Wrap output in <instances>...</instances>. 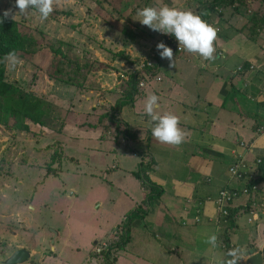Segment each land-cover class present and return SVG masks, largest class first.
<instances>
[{"label":"rangeland","instance_id":"1","mask_svg":"<svg viewBox=\"0 0 264 264\" xmlns=\"http://www.w3.org/2000/svg\"><path fill=\"white\" fill-rule=\"evenodd\" d=\"M84 1L86 4L82 0H61V4L55 7L58 13L56 16L57 21L53 17L51 19L49 17L48 22L42 23L39 20L36 22L37 18H30L33 13L28 14L26 17L18 16L15 18L20 21L25 18L26 26L41 30L48 39L56 38L66 43H72L74 50L73 53L68 52L67 59L75 61L80 66H83L85 62L94 63L91 66V70L86 69L83 74H86L87 71L89 72L85 81L93 84L95 89L90 90L87 88L83 92H77V90L75 91V89L62 83L50 82L43 72H37L35 76V81H38V89H36L31 86L33 70L29 64L24 63L15 70H9L7 66L6 75L10 81L17 82L25 90L31 89L42 95L46 93L48 96L63 98L67 101L65 106L68 109L74 107V114H69L66 121L59 114H54L55 118L52 119L50 124L52 129L47 135H43L42 138L32 137L24 132L17 133L12 119L7 120V125H1L2 123H0V264H7L8 258L20 248H24L27 251L25 248H30L31 242L34 241L33 236L36 238L35 244L38 250L36 263L30 259L24 264H51L50 255L52 254H56L59 257L56 264H60L61 261L67 262V259L73 260L74 263L76 261L84 262L90 253L89 244L93 249L91 256L97 262L100 261L101 264H117L115 260L117 252L126 254L128 250L137 248L139 239H137L136 227L140 230H147L145 226H142L144 223H147L149 227H151V224L153 225L151 227L152 230L147 231V240L152 243V246L153 244L159 245V242H161L162 246L158 250L155 248L145 249L146 261L138 262V264H167V262L168 264H176L178 261L185 260L188 256L190 258V248H187L186 251L183 250L181 257L179 256V250L176 252L173 240L174 235L177 233L172 234V230L178 228V225H176L175 220L171 219V214L168 211L166 213L163 211L161 205L165 204V202L161 197L162 195L160 197H149L150 194L143 189L146 195V203L144 205L141 204V206L138 205L140 201L136 203L140 198L138 188L139 184L142 185V182L134 173L138 170L140 171L136 163L140 160L142 154L136 158L138 159L137 161H134L131 151H125V148L117 150L120 156L122 153L126 155L122 158L123 160L125 159V163H130V165L125 168L121 166L115 168L112 165L115 159V155H113V144L115 143L110 140L107 131L104 128L83 130L73 125V122L83 119V115L91 116L89 114L91 111L101 112L99 109L103 108L107 103L106 98H108L109 102L113 99L110 106L114 107V117L116 113L119 115L121 110L118 102H125L122 107L125 111H131L132 106L136 110L144 111L145 98L153 93L160 98L159 107H161L162 100L166 99L165 97L163 99L160 97L163 94L164 86L168 79L178 81V75L170 76L168 74L170 71L168 70L169 62L166 59H161L158 55V61L152 60V54H155L157 43L161 42L162 37L165 35L154 32L140 24L138 20L141 18L136 15L137 10L140 7L141 9L146 7L145 2H147V4L149 3L147 6L159 8L168 5L181 10H191L199 14V11L203 9V5L211 1ZM1 4L0 12L3 13L10 7V0H0ZM263 9V0H256L246 5L236 3L227 8H217L214 12L218 13L219 16L215 13H208V11H205L204 15H208L207 21L218 30L220 29L219 25L222 23L226 27V33L224 34H232L233 37L238 32L244 37L249 31L251 19L255 15L259 14L260 19L264 20ZM232 16H234L233 20ZM215 20L218 26L214 24ZM122 29H128L137 39L134 42H130L127 37L128 34H122ZM259 34L264 41V30ZM217 36H221V33L217 32ZM232 40L237 42L241 40V37L236 35ZM247 43L249 41L246 44L242 42L241 46L246 47ZM42 46L44 47L43 44ZM228 48L231 49L230 46ZM63 51L67 52V48H64ZM245 51L241 47L238 48V52ZM257 51L258 46L246 52L251 54ZM174 52H181V50L173 49ZM176 55H174L175 60L183 58L181 63L184 65L189 64L186 61L189 57L188 55ZM87 56L90 58L84 59ZM216 56L218 57V54ZM49 59V54L47 52L43 53L39 68H45ZM127 61H133V64L139 65V68H146V66L156 67L155 65L159 63L160 69L158 73L160 74V81L156 83L145 80L142 88L137 85V99H141V89H144L143 92L146 97L143 100L136 99L133 102L134 96L129 98L127 95L131 88V84L126 81L130 76L125 65ZM144 62L146 64H142ZM239 62V54L232 55L227 60V63L232 65H236ZM189 65L191 66V64ZM72 68L75 69V65H72ZM155 70H158V68L156 67ZM173 70L177 71L175 68ZM124 81L125 83H123ZM108 82L111 83L108 85ZM87 87H89V84H87ZM194 89L198 90L197 94L202 101L205 92L200 81L189 92L191 93ZM108 96L115 97L111 98ZM259 96L264 97V86ZM117 104L118 109H116ZM192 105L193 103L190 99L181 98L180 107L187 108ZM195 106L204 110L202 103L198 102ZM162 110L163 108L159 109L158 113ZM258 112L264 114V111ZM95 121L97 122L96 119ZM254 134L256 139L264 137V127H255ZM143 135L147 142L148 135L146 133H143ZM101 136H104L106 140L102 142ZM262 140L264 141V139ZM152 141L160 144L154 138H152ZM55 142L62 144L64 158L61 166L56 171L47 174V170L54 168L55 165L48 163L52 151L49 152V149L45 148ZM146 142L140 143L141 145L135 144L136 147L140 146L138 148L140 153L145 151ZM239 146L245 148L242 142H240ZM245 149H247V146ZM109 151H112L113 154H110ZM145 159V157H141V161L145 162L143 163V168H141L140 176L146 175L153 183L162 189L164 188L166 192L165 186H167V183H165V180L168 179H163L161 176L170 177V184L173 182V176L175 183L173 190L169 191L178 196H181L180 193H186L187 190H191L190 184L189 188H187L188 185L184 183L185 181H177L178 178L183 179L184 176L179 175L172 162L161 161L162 165H160V160L156 158L155 161L158 166L153 167V165L148 166L149 159ZM240 165L241 163L236 162L232 168ZM213 169L218 174L216 166H213L210 170L212 171ZM240 175L241 178L237 179L232 176L231 172L229 173V179L233 187L221 189L216 198V203L220 193L223 191H227L232 200H241L242 196L246 197V192L238 193L237 191L243 188L255 175L252 172L244 171H241ZM129 187L136 189L137 197H127L128 193L126 190ZM178 198L187 200L186 196ZM248 200L246 199L245 202ZM262 207L264 209V205ZM244 211L249 215L252 214L248 207H245ZM260 211L262 212V209ZM133 212L138 213L140 218L130 221L129 227L125 229L126 222H128L129 216ZM153 212L155 213L153 214ZM124 215L123 223L119 224L118 221ZM229 215V212L224 214L225 217ZM241 215L237 219L238 231L245 228L248 229L247 222H245L247 215ZM217 216L218 213L216 211ZM165 218L168 219L169 226L163 223ZM28 222L32 226L30 230L28 229ZM154 223H156V226ZM117 224L119 225L117 226ZM261 227H264V220L262 221L261 215H259L257 219L259 234L257 237L254 235L256 229L248 232L253 240L251 239L250 243L243 245L242 248L245 251H250L252 247H256L260 241L259 239H262V235L264 240V229ZM55 232L58 234L57 241H55ZM126 232H128L127 240H122ZM232 232L230 229L225 231L227 235ZM102 233H107L103 237L106 239L104 243L99 241L102 238ZM166 233H168L167 236ZM244 236L246 237V235ZM222 239L223 243L220 247L212 250L216 264H220V260L224 258L223 252L226 253L228 248L224 243L223 237ZM28 240L31 242H28ZM72 240H75V242L77 240L78 244H73ZM94 240L96 241L94 242ZM51 242L52 244L53 242L55 243L54 247L53 245L51 246ZM245 242L247 243L246 240ZM120 244L121 247H118ZM123 248L126 251H123ZM199 248L196 254L205 251L208 246L200 245ZM53 249L54 251H52ZM257 249L259 248L257 247ZM257 249L255 248V251L259 252ZM107 253L110 256L106 260L105 254ZM156 255L158 256L157 261L154 260ZM204 255L200 254L198 260L205 258ZM41 256H45L42 257V261L40 260ZM240 264L242 263L240 262Z\"/></svg>","mask_w":264,"mask_h":264},{"label":"crops","instance_id":"2","mask_svg":"<svg viewBox=\"0 0 264 264\" xmlns=\"http://www.w3.org/2000/svg\"><path fill=\"white\" fill-rule=\"evenodd\" d=\"M258 13H260V11H258ZM233 18L234 16H232V20ZM214 24L217 25L216 20ZM219 28V30L216 29L218 33H221V36H217L214 42V47L216 49L214 60L205 61L198 55L186 52L184 55L189 56L186 61L191 64V66L181 63L183 58H180L174 61L175 66L173 68L177 69V71H172L173 68L168 69L170 70L168 73L170 76L178 75V81L168 79L162 91L163 94L160 96L162 99L163 97L166 98L162 100V106L159 107V109L163 108V110L158 114L173 113L180 118V127L186 132V139L183 144L179 147L161 143L157 144L152 141L153 137L151 135L146 142L145 151L140 153L138 151L140 146L136 147V145H133L128 135L114 142L116 139L115 130L109 129L107 131L110 140L115 143L113 144L114 154L112 151H109L110 154L115 155V159L112 162L113 167L117 168V166H121L125 168L130 165V163L127 164L124 162L125 159L123 160L122 158L126 156L124 153H122L121 156L117 153V150L125 148V151H131L134 161H137L138 159L136 158L142 154L140 160L136 163L137 168H139V164L145 162L141 161V157H145L146 159L149 158L153 167L158 166V163L155 161L156 158L160 160V165H162L161 161L172 162L179 175L184 176L183 179L178 178L177 181H185L184 183L188 185L187 188H189L190 184L191 190H187L186 193H180L181 196H178L169 191L173 190L175 183L173 176L172 184H170V177L161 176L163 179H168L165 180V183H167V186H165L167 192L164 188L162 189L154 183L162 192L161 197L165 202V204L161 205L163 211L165 213L168 211L171 214V219L175 220L176 225H178V228L172 230V234L175 232L177 233L174 235L173 240L176 246V252L179 250V256L181 257L183 250L186 251L187 248H190V258L188 256L185 260L178 261L176 264H216L213 252L210 246L205 243L204 239L206 240L207 236L217 227L220 231L226 230V228H224V221H221L218 216L216 217L215 203L218 193L223 188L233 187L229 179V170L236 162L245 165L247 167V172L253 173L252 167L259 166L261 158L264 157V141L262 140L264 137L256 139V135L254 134L255 127H264V114L258 112L264 111V97L259 96L264 86V41L259 34L264 30V20L260 19L259 14L255 15L251 19L249 31L246 36L243 37L239 33L236 34L241 37V40L237 42L232 40L236 35L232 37V34H224L226 33V27L222 23L219 25ZM249 33L253 35L254 40L250 39ZM248 41L249 43H247L248 45L246 47L241 46L242 42L246 44ZM226 42L227 44H225ZM228 46H230L231 49H229ZM256 46H258V51L256 53L250 54L246 52L251 48L255 49ZM239 47L246 51L238 52ZM174 49L183 51L182 48L178 47V43H176ZM174 54H180V52H174ZM217 54L218 57L216 56ZM238 54L240 55L239 63H236V65L227 63L229 57ZM245 63H249L250 68L242 72ZM239 69L241 70L239 71ZM156 78H160V74L151 81L158 83L159 81H157ZM198 81L201 82V86H203L205 92L202 101L199 99L200 96L197 94V89H194L191 93L189 92L192 87L197 85ZM110 83L111 82H108V85ZM143 90L141 89L142 92L140 93L141 99H137L136 96L133 102L136 99L143 100L144 97H146ZM184 97L190 99L193 105L187 108L180 107L181 98ZM198 102L203 104L204 110L195 106ZM120 109L119 115L117 113L115 114V117L118 119L120 131L127 128L128 131L130 130L132 132L137 130L151 132L148 124L150 118L145 115L143 110H136L134 106L131 107V111H125L122 107ZM99 111L102 112L99 117L98 115L100 112L97 111H91L89 113L91 116L88 115V117L100 119L102 115H105V113L107 114V108L105 106L99 109ZM83 121L90 126L93 124L89 122L84 115ZM102 121L103 126H101V128H106L110 124L106 117H104ZM102 130L104 131V129ZM136 135L138 138L140 137V134ZM105 140V137L101 136V141L103 142ZM240 142L244 144L245 148L247 146V149L241 148L239 146ZM240 156L241 158H239ZM213 166H216L218 174L215 173V169L212 171L210 170ZM150 182L153 183L151 180ZM262 186H264V183H262ZM138 190L140 192V198L136 203L140 201L138 204L140 205L145 201L146 195L144 194L141 184H139ZM126 191L128 193L127 197H137V192L134 187H129ZM182 196H186L187 200L178 198ZM246 199L253 200L258 205L264 203V201L258 202L254 200V198H249L247 194L246 197L242 196L240 201L245 202ZM145 203L146 202H144V204ZM154 213L155 212H153V214ZM261 214L260 212L257 213L253 221L257 222ZM124 218L125 215L118 221L119 224L121 222L123 223ZM201 218H203V220ZM184 221L186 222L183 223ZM163 223L169 226L167 218L163 219ZM119 224H117V226ZM154 225L156 226V223H154ZM142 226H145L147 230H140L136 227V232L138 233L137 239H139L137 248L128 250L126 254L117 252L115 254L117 264H138V262H144L146 261L144 255L145 249L155 248L158 250L159 247L162 246L161 242H159V245L153 244L152 246V243L147 240V231L152 230L151 227L153 225L151 224V227H149L147 223H144ZM261 228L264 229V227ZM28 229H32V226L29 225ZM187 232L188 234H186ZM102 234V238L99 241L104 243L106 239L103 237H105L107 233ZM167 235L168 233H166V236ZM54 236L55 241H57L58 234L56 232ZM177 236L178 238H176ZM33 237L34 241L31 242L28 240V242H31L30 248H25L27 249V251H25L29 254L28 260L32 259L36 263L38 250L35 244L36 238L35 236ZM238 240L244 242L245 238L240 236ZM95 241L96 240H94V242ZM72 243L77 245L78 241L76 240L75 242V240H72ZM54 244V242L53 244L51 242V246L53 245L54 247ZM200 245H206L208 248L196 254L200 249ZM263 247L264 246H262V248ZM252 248L255 249V247ZM21 249L24 250V248H20L19 250ZM88 249H90V253L84 262L79 260L80 262L76 261L74 263L73 260L67 259V262L61 261L60 264H101L100 261L97 262V260L92 258L93 249L90 244ZM124 250L125 248H123V251ZM52 251H54V249ZM200 254H205V258L199 261L198 256ZM42 257L45 256L40 257L41 261ZM50 257L51 264H56L59 257L56 254L50 255ZM157 259L158 256L156 255L154 260L157 261Z\"/></svg>","mask_w":264,"mask_h":264},{"label":"trees","instance_id":"3","mask_svg":"<svg viewBox=\"0 0 264 264\" xmlns=\"http://www.w3.org/2000/svg\"><path fill=\"white\" fill-rule=\"evenodd\" d=\"M93 1H97V0H93ZM210 1H211L210 3L203 5V9L199 11V15H201L202 18L206 21L208 20V15L207 16L204 15L205 11H208V13L210 12L212 14L215 13L219 16L218 13L214 12L215 9L217 8L220 7L227 8L228 6H232L236 3L237 4L239 3L241 5L243 4L246 5L255 2L256 0H210ZM82 2L86 4L84 0H82ZM14 4H15V0H10V7ZM145 4L147 6L149 3L147 4V2H145ZM263 5H264V0H263ZM1 6L2 4L0 5V7ZM139 9H141V7ZM30 13H33V15L30 18H37L36 20L37 22L39 18L36 10L32 9L30 10ZM2 15L3 13L0 12V16ZM57 15L58 13L56 12V10H54V12L49 17L50 19L53 17L54 20L57 21L56 20ZM24 19L25 18H23L22 21L18 19H14V20L8 19L3 24H0V123H2L1 125H7V120L12 119V121H14L13 126L15 127L17 133L24 132L26 134H30L32 137L42 138L43 135H47L48 132L52 129L50 128V124L52 119L55 118L54 114L56 115L59 114V116H61L66 121V119L69 117V114L71 113L74 114V107L72 108L70 107V109H68L65 106L67 101H65L63 98H59V97L56 98L50 95L48 96L46 93L42 95L39 94L38 92L32 91L31 89L25 90L17 82L10 81L6 75L7 64L6 62H3L4 56L9 51L12 50L17 51V53L24 60V63L29 64L31 66L33 70L31 86H34L36 89H38V81H35V76L37 72H43L47 76L50 82L62 83L68 87L75 89V91L77 90V92H83L87 90V88H89L90 90H94L95 88L93 87V84L85 81L89 72L87 71L86 74H83V72L86 69L90 71L91 66L94 63L85 62L83 66H80L75 61L68 60L67 59L68 52L73 53L74 50L72 43L70 42L66 43L56 38L48 39L46 35H43L41 30H37L35 27L32 26L30 27L26 26L25 25L26 21ZM45 22H48V19L46 21H43L42 23ZM121 32L124 35L128 34L127 37L129 38L130 42H134L137 39L128 29H122ZM249 37L251 40H254V37L251 33H249ZM161 42H164L168 47L172 49H174L176 45L175 44L176 40L173 36L165 35L162 37ZM42 44L44 45V47L42 46ZM64 48H67V52L63 51ZM44 50H46L45 52L49 54L50 59L47 65L45 66V68L40 69L39 64H40V60H42L43 53H45ZM185 53L186 51L183 50L180 52L179 56H184ZM157 55H159V53L155 54L156 58ZM89 58H90L89 56L84 57V59H89ZM133 63H134L133 61L131 62L127 61L125 63L130 75L129 78L126 80L128 83L131 84L130 91L127 93L129 98H131L132 96L134 97L136 96L137 85L138 87H140L139 86L140 83L144 82L145 80L151 81L153 80V78L156 77L155 76L156 71L153 68L150 69L149 73H143L139 71L134 73L133 70H131V68L133 66H136V68H138L139 65ZM72 65H75V69L72 68ZM249 68H250V64L245 63L244 67L242 68V72L243 71L245 72ZM123 83H125V81ZM87 84H89V87H87ZM108 97L114 98L115 96H108ZM106 99L108 102L106 105L108 107H107V114L104 117L107 118L110 124L106 128L104 127V129L105 131H108L109 129L115 130L116 139L114 142L128 135L133 145H135L140 143L142 144V142L143 143L146 142L143 133H146L148 135V139L151 137V132L148 131L142 132L141 130L132 132L130 130L128 131V129L125 128V126H124L125 129L120 131L118 119L114 117V113H113L114 107L110 106L113 99L111 100V102H109L108 98ZM122 102H118V104L120 103L119 104L120 108L124 106L125 102L124 101ZM118 104L116 106V109H118ZM104 117H100V119H97L95 117H90V116L88 117V115H85V118L88 119L89 122L93 123L91 126L86 124L85 121H83V119L73 122V125L79 127L80 129L101 128L100 125H103L102 120H104ZM95 119L97 120V122L95 121ZM136 134H140V137L138 138ZM45 149H49V152L52 151L48 163L50 165H55V167L49 168L47 170V174H51V172L56 171V169H58L61 166V162L63 161L64 149L60 142H55L52 145L46 147ZM148 162H149L148 166L153 165L150 160ZM141 164H139L140 171L138 170L134 174L142 182L141 185L142 189H145V191L150 194V195L148 194L149 197L150 196L160 197L162 195L161 189L158 186H156L154 183H151L150 179L146 175H141L142 177L140 176L141 168H143V163ZM252 170L255 175L254 178L250 179L244 185V187L238 190L237 192L241 193L242 191H244L247 193V195H251L249 196V198H254V200L261 202L264 201V186H262V183H264V157L261 158L260 165L257 167L253 166ZM144 202L146 201H143L141 204L143 205ZM141 204L139 206H141ZM230 213L232 215V212ZM138 217L140 218V215L138 213L135 212L131 213L128 222H126L125 229L129 227L130 221ZM201 219L203 220V218ZM225 234H226L225 231H221V233H219V239L220 241H222V243H223L222 237L224 238V242H225ZM127 237H128V232L125 233V237L122 240L125 239L127 240ZM259 240L260 241L256 246L258 248L259 247L262 248V246H264L263 235H262V239ZM118 247H121V244L118 245ZM109 256H110L109 253L105 254V259L106 260L109 259Z\"/></svg>","mask_w":264,"mask_h":264},{"label":"clouds","instance_id":"4","mask_svg":"<svg viewBox=\"0 0 264 264\" xmlns=\"http://www.w3.org/2000/svg\"><path fill=\"white\" fill-rule=\"evenodd\" d=\"M60 4L61 0H15V4L5 10L3 15L0 16V24H3L8 19L14 20L18 16H27L32 9L36 10L39 20L43 22L49 18L54 12L55 7ZM14 9H16V11H14ZM136 15L141 18L138 21L150 30L163 35L173 36L178 43V47L182 48L187 53L198 55L205 61H212L215 59L216 49L214 47V42L217 39L218 30L205 21L201 15L191 10H181L168 5L159 8L146 6L137 10ZM156 49L160 58L166 59L169 62V68H173L175 66L174 55H176L173 53V49L168 47L164 42L157 43ZM177 56H179V54H177ZM3 62H6L9 70H15L18 66L24 64V60L16 50L9 51L4 56ZM159 99L160 98L153 93L148 95L144 102V113L150 118L148 124L151 129V135L161 144L179 147L185 142L186 132L180 127L181 121L177 115L173 113L158 114ZM101 114L102 112L99 113L98 117ZM221 195L227 196L228 194L225 192L221 193ZM245 207H248L251 213V209L258 207V204L253 200H248L246 202L240 200L229 201L223 208L225 213L232 212V215L230 213L227 217L218 211L216 204L218 217L225 223L224 228H226V230L223 231L229 229L231 232L233 231L231 234H225L224 243L228 248L227 252L224 253V258L220 260V264H240V262L245 264L247 257L246 253H248L249 250L245 251L242 247L250 243L251 239L253 240L251 234L248 232L256 229L254 235L257 237L259 234L257 222L253 221L252 214L249 215L244 211ZM261 213V219L263 221L264 212ZM241 214L247 215L245 222H247L248 229L245 228L244 230L238 231L237 219L242 216ZM220 232V229L217 227L207 236L205 243L210 246L211 250L220 247L222 243L219 239ZM244 235H246V237ZM240 236L245 238L247 243L245 241L240 242L238 240ZM249 237L250 239H248ZM261 250L262 249H258L259 252H261ZM250 255L252 254L250 253Z\"/></svg>","mask_w":264,"mask_h":264},{"label":"bare ground","instance_id":"5","mask_svg":"<svg viewBox=\"0 0 264 264\" xmlns=\"http://www.w3.org/2000/svg\"><path fill=\"white\" fill-rule=\"evenodd\" d=\"M177 43V42H176ZM175 43V44H176ZM170 44V43H169ZM171 45V44H170ZM158 53V51H157V49H155V54H157ZM155 54H152V60H154L155 59V61L157 60V58L155 57ZM157 57H158V55H157ZM155 61H153V62H155ZM158 61V60H157ZM142 64H146L145 62L144 63H142ZM141 64V65H142ZM148 64V63H147ZM157 68H158V70H155L156 72H155V75L156 74H158V71H159V63H157L156 65H155ZM156 67H153V66H146V68L145 67H142V68H136V66H133L132 68H131V70H133V72L135 73V72H137V71H139V72H143V73H149L150 72V69H155ZM145 71V72H144ZM134 76H137V75H134ZM157 81H160V79L158 78L157 79ZM139 86H140V88H142V87H144V82H142V83H140L139 84ZM241 171H244V172H247V167L245 166V165H240V166H236V167H234V168H231L230 169V172H231V174H232V176L233 177H235V178H237V179H239V178H241V175H240V172ZM227 193L228 194V192L227 191H223V192H221V193ZM221 193H220V197H219V199H218V201L222 198V195H221ZM225 199H228V200H230V201H232V197L230 198V196H229V194L227 195V196H225ZM217 201V202H218ZM264 204H259L258 205V207H256V208H253V209H251V213H252V215H253V220L256 218V214L257 213H261V211H260V209H262V212H264V209H263V206ZM264 248V247H263ZM262 248V249H263ZM250 253L251 254H253V253H260V252H256L255 251V249H253V248H251V251H250ZM264 262V261H263ZM263 264V263H262Z\"/></svg>","mask_w":264,"mask_h":264},{"label":"water","instance_id":"6","mask_svg":"<svg viewBox=\"0 0 264 264\" xmlns=\"http://www.w3.org/2000/svg\"><path fill=\"white\" fill-rule=\"evenodd\" d=\"M249 252L246 253L247 257L245 260V264H262L263 263L264 248L261 250L260 253H253L252 255H250ZM28 259H29V254L25 250L21 249V250L16 251L10 258H8L6 263L7 264H24Z\"/></svg>","mask_w":264,"mask_h":264},{"label":"built area","instance_id":"7","mask_svg":"<svg viewBox=\"0 0 264 264\" xmlns=\"http://www.w3.org/2000/svg\"><path fill=\"white\" fill-rule=\"evenodd\" d=\"M180 51V49H178ZM230 200L225 199V196H222V198L216 203L217 204V209L220 213L225 214V211L223 210L225 204L229 202Z\"/></svg>","mask_w":264,"mask_h":264}]
</instances>
